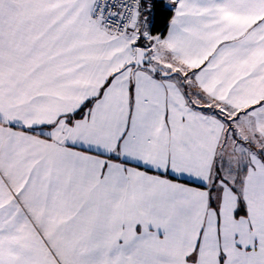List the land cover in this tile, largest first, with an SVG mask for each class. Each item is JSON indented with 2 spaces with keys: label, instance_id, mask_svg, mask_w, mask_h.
I'll use <instances>...</instances> for the list:
<instances>
[{
  "label": "snow or ice",
  "instance_id": "obj_1",
  "mask_svg": "<svg viewBox=\"0 0 264 264\" xmlns=\"http://www.w3.org/2000/svg\"><path fill=\"white\" fill-rule=\"evenodd\" d=\"M0 264H264V0H0Z\"/></svg>",
  "mask_w": 264,
  "mask_h": 264
}]
</instances>
